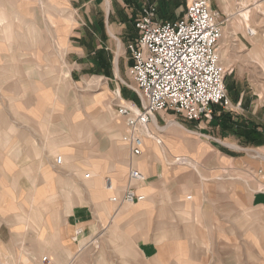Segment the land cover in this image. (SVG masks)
Instances as JSON below:
<instances>
[{"label": "crops", "instance_id": "0c3cea01", "mask_svg": "<svg viewBox=\"0 0 264 264\" xmlns=\"http://www.w3.org/2000/svg\"><path fill=\"white\" fill-rule=\"evenodd\" d=\"M142 1L0 0V264H46L43 256L48 264H83L87 258L110 264L105 249L110 244L119 245L114 252L119 264H264V194L250 193L234 178L237 161L246 174L264 171V163L233 148L239 142L264 152V101L247 98L240 84L245 77L264 76V37L255 31L235 39L240 49L224 67L230 88L238 91L236 112L183 120L181 129L161 111L154 122H162L168 135L158 136L160 145L146 138L143 145L152 159H136L125 147L130 165L146 176L139 188L144 201H109L123 191L126 176L118 174L111 177L113 190L100 191L98 209L74 169L88 163L87 112L71 111L61 76L77 84L104 80L118 86L124 99L138 102L116 78L128 75ZM148 1L164 20L165 12L183 11L187 3ZM217 7L233 19L241 7L264 11V0H217ZM204 134L217 143L202 156L205 146L198 137ZM57 154L73 167L56 165ZM176 157L199 159L197 170L165 163ZM67 199L73 200L68 207ZM78 228L82 232L74 241ZM117 230L124 234L106 237L105 231ZM92 239L100 248L89 255L81 248Z\"/></svg>", "mask_w": 264, "mask_h": 264}, {"label": "built area", "instance_id": "2783aa9c", "mask_svg": "<svg viewBox=\"0 0 264 264\" xmlns=\"http://www.w3.org/2000/svg\"><path fill=\"white\" fill-rule=\"evenodd\" d=\"M222 23L217 11L210 9V0H187L183 14L172 20L156 17L154 4L142 6L134 23L139 35L129 45L128 75L133 85L123 82L138 95V102L117 104L126 125L121 140L131 156L142 155L145 138L160 145L158 136L165 125L156 124L154 118L161 111L173 112L185 121H199L211 119L216 107L234 111L239 108V102L233 104L229 99L218 52ZM118 92L117 89L115 95L119 97ZM185 161L176 157L172 163ZM54 162L61 165L62 156L55 155ZM89 176L87 173L86 177ZM127 178L128 188L121 196L116 193L110 196V202L131 204L145 200V195L138 191L145 181L141 171L131 168ZM132 181L139 185H133ZM105 186L114 189L109 178ZM81 232L82 229H76L73 240ZM42 261L48 264L45 256Z\"/></svg>", "mask_w": 264, "mask_h": 264}, {"label": "rangeland", "instance_id": "374dc122", "mask_svg": "<svg viewBox=\"0 0 264 264\" xmlns=\"http://www.w3.org/2000/svg\"><path fill=\"white\" fill-rule=\"evenodd\" d=\"M31 2H33V0H31ZM142 2L143 3L141 4V8L143 5L147 3L154 4L156 7V17L164 20V18L161 17L157 12V4L149 2L148 0H143ZM210 9L217 11L219 15V19L223 21L222 23L223 34L218 43V46H219L218 52L220 55V61L222 65H224L223 67H226L225 63H226V60L229 59L230 54H234V52L240 49V46L235 44V39L237 37H240L241 35L247 36V33H249L250 30H252L253 32L254 31L256 32V34L254 35L256 37H264V21H263L264 11L255 9V10L246 12L245 8L241 7L237 11H235L236 17H234L233 19H229V16L224 12L225 8L218 9L217 0H210ZM183 11H178V12L172 11V12H167V13L165 12L164 17H166L165 18L166 20H172L174 18H177L178 16H181L183 14ZM140 12H141V9H140ZM36 44L37 43H35V45ZM65 77H66L65 73H63V76H61V80L63 81L62 89H64V87H67L66 93H68V95L71 98L70 99L71 111L76 110L75 112H80L84 110L87 112V116L85 118H86V123H87L86 125L88 126L89 150H88L87 155H84V159L85 161H88V163L85 164L83 167L76 166L74 169H76L77 172L80 173V176L83 180L82 182L86 183L87 187L90 188L89 194L91 195V199L93 202H95V205L99 209L98 202L101 200V198H103V195L101 193L103 192V190L105 191V189H107V187L105 186L106 179L109 178L110 182L112 183L111 177L113 178V176L115 177V175L125 173L126 177L123 178V181L125 179V183L122 186L124 190L128 188L127 186L129 185V181L127 178L128 173L130 172L131 168H135L130 165V161L132 158L128 156L126 148H125L126 145L121 140L122 136L126 132V125L124 123L123 117L119 115V112H118L119 110L117 107V104L132 101V99H128V100L124 99L119 91L118 86L115 85L112 88L111 85L105 84L104 80H99L96 78L95 79L87 78V79H83L81 82L77 84V83H71L70 81L67 80V78L63 79ZM116 80L118 82L116 84L123 85L125 88L129 89L136 97L137 94L129 86L127 87L123 83L125 82L127 84L130 83L133 85V81L130 79L129 75H127L124 79L116 78ZM230 80H232L231 76L227 75L225 77L226 90L228 92V96L231 102L233 104H236V101H237L236 94L238 91H234L232 90V88H230V85H229ZM240 84L241 86L242 85L244 86L245 88L244 95L247 98L256 100L258 104H263L262 102L264 101V76L263 77L256 76V78H253L252 76H250V78L245 77L242 81H240ZM259 84L263 85V89H258ZM117 89L119 91L118 92L120 95L119 97L115 95V92ZM63 94H64V91H63ZM95 96L97 97L94 98ZM234 112L236 111L226 110L220 107H216L215 112L212 116L216 114L221 115V113L229 114V113H234ZM168 113L172 115L171 117L175 118L174 121H177V123L179 124V128L183 129L184 119L180 115L174 114L173 112H168ZM160 125H164V124L160 122ZM165 129L166 128H164L163 131L159 133V136L163 137V140L168 135L167 134L168 132H166L167 130ZM153 130H154V127H153ZM235 133L238 135L239 130L237 129ZM188 134L190 136L191 135L196 136V134H194L193 132L191 133L188 132ZM198 138L203 140L201 141V143H203L202 145L205 146V147H201L199 152L200 154H202V156H205L204 153H206V151H209L211 147L215 146V144H213L215 142L214 138H212L211 136H207L206 134H204L203 137H198ZM146 139L153 140L151 138H146ZM209 141H212V142H209ZM222 142H224V140H222ZM233 148L235 152L243 154L245 158H249L250 160H255L257 162L264 163V152H262V150L259 149L258 147H255V146L245 147L244 145L238 142L237 145L236 144L233 145ZM157 153L161 155L160 152H157ZM188 154H190L192 157L195 156V154H193L192 151L188 152ZM59 155H61L63 158V161H64L63 164L67 165L68 161L63 156V154H59ZM135 158L136 159L146 158L147 160L150 161L152 159V155L151 153H147V149H146V151L145 152L143 151L140 157H135ZM195 160L198 161L199 159L198 160L195 159ZM195 160L193 159L190 160L187 158L185 163H179V162L172 163L174 160L168 159V161H165V163L169 166L174 165V167H176V166L181 165V166L188 167L191 170H197L196 168L198 167H197V162H195ZM234 165H235L234 178H235L236 183L238 181L240 183H243L246 189L250 193L254 194L255 192H257V193L264 194V183L262 182V180L264 179V171L262 168H257V169L255 168L251 171H247V174H246V172L244 173L240 168H238L242 166V162L237 161L235 162ZM145 166H147V164H145ZM72 167L73 166L71 165L69 166V164L66 166L67 169H71ZM59 168L61 167L59 166ZM138 171H141V170L139 169ZM87 173L90 175L89 177H86ZM141 173L145 177V181L143 182L145 183L146 176L144 175L143 171H141ZM143 183L140 184L141 187ZM132 184L139 185V182L132 181ZM81 188L82 186H80V190ZM122 192L121 193L117 192L116 194L121 196ZM146 198H147V195H145V199ZM184 198L190 199L191 195L190 194L185 195ZM71 201L73 202V200L67 199L63 203L68 207L69 202ZM45 203L47 202H43V205H45ZM54 203L55 201L53 202V204ZM136 203L138 202L131 203V204H136ZM39 204L40 202L38 203V205ZM131 204H127V205H131ZM49 205H52V204H49ZM105 233H106V237H109L110 235H111L110 237H117V236H122L124 234V233H121L120 230H117V232H111V233L105 231ZM99 234H100L99 236L101 237L102 234L101 233ZM73 236H75V234ZM90 241L86 243L85 246H82L81 249H85L84 250L85 253H89V255H92V254H95V252L99 251L100 246H99V243H97L96 241L93 243ZM118 246H119L118 244L117 245L115 244L106 245L105 249L107 252V263L119 264V260L114 255V252L116 249H118L117 248ZM76 257L77 255H75L73 259ZM87 259L83 264H91V262H89ZM71 261H70L71 264H78L76 262H73V260Z\"/></svg>", "mask_w": 264, "mask_h": 264}]
</instances>
